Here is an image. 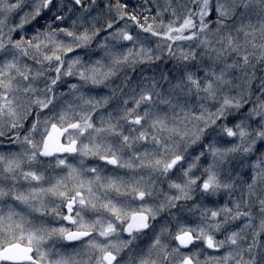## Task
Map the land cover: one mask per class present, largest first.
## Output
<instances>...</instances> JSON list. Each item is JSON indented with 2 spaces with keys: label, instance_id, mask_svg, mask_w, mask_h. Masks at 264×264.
Instances as JSON below:
<instances>
[{
  "label": "snow or ice",
  "instance_id": "obj_1",
  "mask_svg": "<svg viewBox=\"0 0 264 264\" xmlns=\"http://www.w3.org/2000/svg\"><path fill=\"white\" fill-rule=\"evenodd\" d=\"M261 73L264 0H0V264H264Z\"/></svg>",
  "mask_w": 264,
  "mask_h": 264
},
{
  "label": "rangeland",
  "instance_id": "obj_2",
  "mask_svg": "<svg viewBox=\"0 0 264 264\" xmlns=\"http://www.w3.org/2000/svg\"><path fill=\"white\" fill-rule=\"evenodd\" d=\"M124 2H126V3H128V4H130V5H134V4H136L137 3V0H124ZM30 27V26H29ZM169 67H170V65H169ZM262 75H264V73H261Z\"/></svg>",
  "mask_w": 264,
  "mask_h": 264
}]
</instances>
